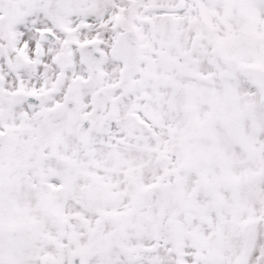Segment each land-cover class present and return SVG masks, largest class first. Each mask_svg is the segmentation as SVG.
<instances>
[{"label": "snow or ice", "instance_id": "snow-or-ice-1", "mask_svg": "<svg viewBox=\"0 0 264 264\" xmlns=\"http://www.w3.org/2000/svg\"><path fill=\"white\" fill-rule=\"evenodd\" d=\"M0 264H264V0H0Z\"/></svg>", "mask_w": 264, "mask_h": 264}]
</instances>
